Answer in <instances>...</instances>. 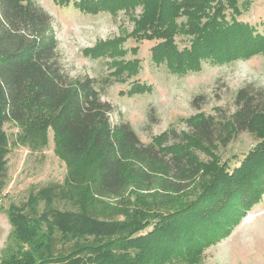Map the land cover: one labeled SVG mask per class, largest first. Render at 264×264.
<instances>
[{"label": "trees", "instance_id": "16d2710c", "mask_svg": "<svg viewBox=\"0 0 264 264\" xmlns=\"http://www.w3.org/2000/svg\"><path fill=\"white\" fill-rule=\"evenodd\" d=\"M77 5L111 15L141 5L128 35L156 41L151 58L179 74L198 71L202 58L224 64L264 54V35L234 18L236 0H80ZM51 29V17L33 0H0V192L9 152L6 123L19 129L17 140L31 151L46 145L50 130L54 154L66 168L61 184L7 210L11 230L0 264H196L204 248L227 236L233 220L264 190V90L242 87L232 113L197 112L184 120V130L171 128L144 144L128 123L111 124L113 108L91 79L63 70ZM179 34L189 42L181 50L175 43ZM134 62L122 60L120 69L132 70ZM200 98L191 101L196 111ZM239 132L259 142L230 172L193 154L226 144ZM193 184L203 185V193L174 212L153 215L147 203L118 202L130 187L173 200Z\"/></svg>", "mask_w": 264, "mask_h": 264}, {"label": "rangeland", "instance_id": "374dc122", "mask_svg": "<svg viewBox=\"0 0 264 264\" xmlns=\"http://www.w3.org/2000/svg\"><path fill=\"white\" fill-rule=\"evenodd\" d=\"M33 1L51 17V32L57 41L63 70L72 78L91 79L101 100L113 108L111 124L128 123L144 144L171 128L184 130V120L197 112L232 113L236 92L242 87L250 85L264 90V54L224 64L202 58L198 71L184 74L170 70L165 62H155L151 48L156 41L128 35L141 5L128 13L120 10L111 15L105 9L95 13L82 11L77 5L80 0L68 4L57 0ZM236 1L239 13L234 18L249 25L253 33L264 35V0ZM184 19L181 17L178 21ZM186 39L183 34L175 37L179 50L189 45ZM122 60L124 63L135 61L131 64L134 68L121 70ZM194 97H201L199 111L191 105ZM4 131L9 152L5 156L0 192V251L11 230L7 210L11 206L19 207L49 186L61 184L66 173L64 163L54 154L50 130L46 145L37 151L29 150L17 140L19 129L13 124L6 123ZM258 142L252 134L239 132L226 144L207 147L202 152L194 150L193 154L205 165L226 166L230 172ZM200 186L193 184L182 196L173 195V200L172 195L160 197L159 191L130 187L118 202L124 205L147 203L146 210L153 215L174 212L196 201L204 191L203 185ZM115 200L117 202L114 199L111 203ZM43 205L40 200L37 209L41 211ZM60 209L71 210L69 206ZM244 211L233 220L227 236L219 237L204 248L196 264H264V190L258 202ZM250 215L253 219L248 221ZM119 219L121 216L115 217Z\"/></svg>", "mask_w": 264, "mask_h": 264}, {"label": "bare ground", "instance_id": "6f19581e", "mask_svg": "<svg viewBox=\"0 0 264 264\" xmlns=\"http://www.w3.org/2000/svg\"><path fill=\"white\" fill-rule=\"evenodd\" d=\"M251 219H253V215H250V216H248V218H247L248 221L251 220Z\"/></svg>", "mask_w": 264, "mask_h": 264}]
</instances>
